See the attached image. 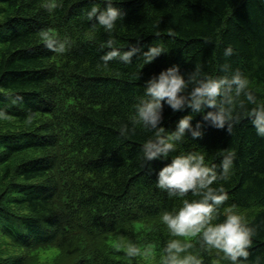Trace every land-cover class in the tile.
<instances>
[{"label": "trees", "instance_id": "trees-1", "mask_svg": "<svg viewBox=\"0 0 264 264\" xmlns=\"http://www.w3.org/2000/svg\"><path fill=\"white\" fill-rule=\"evenodd\" d=\"M48 2L56 5L51 11ZM93 5L103 7L101 0H0V264H148L146 255L160 263L176 238L161 216L182 198L156 188L157 173L181 153L203 152L219 164L227 149L236 158L229 179L218 182L229 197L221 212L231 208L256 228L244 264H264V138L250 120L230 135L204 121L214 110L206 108L192 121L202 124V137L189 134L167 160L146 166L141 145L153 132L119 136L145 82L173 65L183 74L196 66L212 76L240 70L264 100V0H122L116 7L125 15L112 33L118 45L168 51L144 67L137 55L131 65L103 68L109 34L87 20ZM41 30L70 47L50 51ZM229 45L234 54L225 57ZM189 114L165 104L160 126L174 132ZM188 242L203 264H230L223 253L203 250L198 237ZM130 243L140 256H126Z\"/></svg>", "mask_w": 264, "mask_h": 264}, {"label": "clouds", "instance_id": "clouds-1", "mask_svg": "<svg viewBox=\"0 0 264 264\" xmlns=\"http://www.w3.org/2000/svg\"><path fill=\"white\" fill-rule=\"evenodd\" d=\"M101 3L103 7L93 5L86 18L89 21L94 19L109 34V39L101 46L108 49L100 57L103 68H108L113 61L131 65L137 55L142 57L144 67L168 52L163 44H152L147 51H143L139 41L129 45L127 50L121 48L112 33L125 15L116 7L122 0H101ZM45 7L51 11L56 5L48 2ZM39 37L50 51L58 55L64 54L70 47L68 39L60 40L48 30H41ZM223 54L231 57L233 47L227 46ZM222 68L226 73L230 70L227 64ZM137 78L140 79V74ZM143 88L133 114L119 128V136L125 140L135 135L138 128L153 132L154 135L141 145L142 166L157 159L167 160L189 134L193 139L202 137V124L193 126L192 121L193 114L204 113L206 108L214 109L204 115V121L212 127L226 128L232 135L234 128L248 119L256 134L264 138V100L258 98L250 87L249 78L240 70L230 75L212 76L196 66L192 72L183 74L179 65H173L153 75ZM165 104L174 112L191 109L192 114L181 118L174 132H167L160 126ZM220 158L219 164L210 165L206 162V153H181L157 173L156 188L167 192L169 197L182 198V206L178 210L165 211L161 216L162 223L176 238L169 239L164 245L160 264H203L199 256L188 252L193 247L188 238L192 237L199 238L203 250L215 249L223 253L230 264H244L248 260L257 230L244 215L231 208L221 212V206L229 197L218 182L229 179L236 154L227 149L221 152ZM189 193L196 198H184ZM179 237L185 239L182 241L177 239ZM150 250V247L146 248L145 253ZM125 254L134 258L142 253L140 247L130 243Z\"/></svg>", "mask_w": 264, "mask_h": 264}, {"label": "rangeland", "instance_id": "rangeland-1", "mask_svg": "<svg viewBox=\"0 0 264 264\" xmlns=\"http://www.w3.org/2000/svg\"><path fill=\"white\" fill-rule=\"evenodd\" d=\"M144 261L148 262V264H160L158 262V260L156 259V257H154V256H148V255H146Z\"/></svg>", "mask_w": 264, "mask_h": 264}]
</instances>
